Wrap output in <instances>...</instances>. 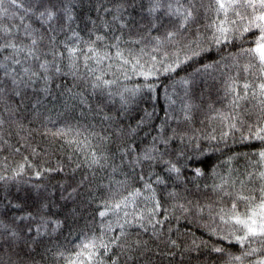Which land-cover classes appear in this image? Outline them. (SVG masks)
<instances>
[{
    "label": "trees",
    "instance_id": "trees-1",
    "mask_svg": "<svg viewBox=\"0 0 264 264\" xmlns=\"http://www.w3.org/2000/svg\"><path fill=\"white\" fill-rule=\"evenodd\" d=\"M196 2L199 6L200 0ZM207 2L204 0L205 4ZM72 6L75 18L70 22L69 30L58 32V40L71 36L72 30L79 33L82 41L95 39V35H105V41L97 44L103 49L104 44H116L114 38L119 36V47L125 56L130 49L138 53L145 44L151 47L149 39L163 35L173 25L163 10L149 14L150 0H72ZM213 18L214 13L205 14L201 10L195 21L182 30L185 43L200 37L207 51L181 65L175 73L159 76L153 81L157 85L156 92L141 93L130 99L127 105L122 106L119 95L110 97L107 92L92 89L90 82L86 85L84 80L72 76L55 77L49 84L50 93L47 96L39 91L44 87L43 81H37L26 90L22 100L6 97L7 102L0 103V118L5 120L0 136L8 141V145L0 150V175L13 176L19 171L18 165L24 162L25 157L31 165H26L15 180L0 181V220L10 222L13 217L24 216L28 212L37 218L31 222H16L21 228L29 223L33 227L32 233H27L25 229L16 243L23 264H63L57 252L64 251L68 255L83 233L100 235L102 224L115 225V215L110 214L105 218L98 215L103 200L108 197L109 188H120L121 194L127 195L128 191H134L137 187L143 188L140 176L153 184L156 198L167 210L158 214L157 218L163 219L167 215L168 219L163 225H155L158 235L153 234L154 229L150 225L147 231L138 227L127 229L129 243L134 245L137 240L141 242L138 249L127 253L132 257L128 264H223V258L212 251L213 247H222L232 255H241L245 250L232 239H221L225 232L211 235L209 228L205 227L211 225L215 228L219 223L210 220L207 205L213 204L216 209L221 206L211 187L205 188V185L219 183L220 178L224 177L236 180L239 187L238 181L244 179L248 171L256 170L250 164L251 160L258 159L253 154L264 147L257 140H242L240 132L230 130L219 119H211L217 111H228L225 107L228 101L223 93L224 77L234 75L236 70L223 67L231 64V60L226 58L241 47L249 46L244 39L221 45L210 43L207 37L212 32L205 26ZM14 22L19 23L18 20ZM153 23L157 27L149 32ZM34 26L39 25L34 23ZM142 37L146 38L139 45L130 42ZM245 39L251 40L253 37L245 34ZM106 50L113 55L116 51L115 48ZM217 61H220L219 65ZM108 63L113 67L106 78L117 79L119 83V87L113 86L111 91L118 92L124 87L144 83L141 77L135 75L125 81L124 74L119 70L120 62ZM64 64H67V60ZM205 64L214 67L205 71ZM197 69L201 71L197 72ZM182 78L188 79L190 84L184 86L175 83ZM57 84L61 87L57 88ZM68 88L72 89V94L66 91ZM81 93L84 103H81ZM166 93L175 100L174 105H170L165 98ZM37 100L40 103L33 107ZM185 103L192 106L187 113ZM9 106L16 109L11 115L5 111ZM145 109L152 116L138 124L145 116ZM186 114L190 115V120H184ZM249 122H255V116ZM58 129L65 130L67 134L62 137L54 135ZM68 129L71 132H67ZM224 132L229 133L227 140L219 139ZM181 135L185 137L183 140ZM209 135L217 136V140L200 138ZM169 136H174V139L167 145L163 144L160 138ZM187 137L194 138L189 142ZM85 138L90 146L81 150L77 142ZM197 144L205 155L200 156L196 152L193 156ZM153 147L159 149L156 153L158 157L166 153L163 155L165 160L176 159L177 153L184 152L185 157L180 158V163H185L188 157H192L193 162L187 169L182 168L180 180L175 174H169L163 164L141 161L133 165L137 156H142ZM16 148L20 151L16 152ZM133 148L135 150L129 152ZM93 151L100 158V165L89 166L88 160ZM196 160L201 163H196ZM193 167H201L205 174L193 179ZM36 171H41V177L35 176ZM158 177L164 180L163 184L155 182ZM121 181L125 182L122 188L117 183ZM36 185L41 187L37 188ZM169 193H176V196H169ZM144 194L148 195L146 192ZM181 204L189 211L184 212L179 208ZM136 207L137 210L145 207L142 198H138ZM199 207H204V211L199 212ZM120 216L123 217V212ZM40 217L50 223L41 227L42 234L37 235L35 229ZM118 234L119 229L113 227L106 238ZM171 240L176 241V245L170 244ZM194 241L197 244L200 241L205 243L197 248L193 245ZM250 246L259 247V244ZM118 253L119 249L114 248L110 255ZM255 258H245L243 264H249V260ZM126 259V256H121L120 264H125Z\"/></svg>",
    "mask_w": 264,
    "mask_h": 264
},
{
    "label": "snow or ice",
    "instance_id": "snow-or-ice-1",
    "mask_svg": "<svg viewBox=\"0 0 264 264\" xmlns=\"http://www.w3.org/2000/svg\"><path fill=\"white\" fill-rule=\"evenodd\" d=\"M150 3L149 14L163 10L164 15L173 21L172 28L161 36L151 37L149 39L151 47L145 44L138 53L130 49L125 56L124 51L119 47L121 40L119 36L114 38L116 44H104L103 49L97 47V44L105 41V35H95V39L82 41L79 33L72 30L71 36H67L62 41L57 39L58 32L63 33L69 30L70 22L75 18L72 0H0V57H2L0 59V103H6V97L22 100L26 90L37 81H43L44 87L39 91L47 96L50 93L49 84L55 77L61 76H72L75 79L84 80L86 85L90 82L92 89L107 92L110 97L119 95L122 106L127 105L130 99H134L141 93H154L157 91V85L153 81L159 76L175 73L181 65L207 51L202 46L200 37L185 43V37L182 34V30L195 21L199 12L203 10L205 14L214 13V18L205 26L212 32L211 36L207 37L210 43L221 45L244 39V42L249 45L241 47L238 52L226 58L231 60V64H225L223 67L236 70L234 75L224 77L223 93L224 99L228 101L225 106L228 111H217L211 119H219L230 130L240 132L242 140H257L264 145V0H208L207 4L204 0H200L199 6L196 0H150ZM105 11L108 10L105 9ZM113 19L115 20L116 17ZM14 20H18L19 23ZM34 23L39 26H34ZM156 27L157 25L153 23L149 32ZM245 34H249L253 39H245ZM145 38L130 42L139 45ZM109 48L116 49L114 55L106 50ZM49 56L51 59H48ZM65 60H67L66 65ZM109 61L120 62L119 70L124 74L125 81L131 80L132 75H135L141 77L144 83L124 87L118 92L111 91L113 86L119 87V83L117 79L106 78L113 67L111 63H108ZM216 64L219 65L220 61ZM203 67L207 71L214 65L205 64ZM200 71L197 69V72ZM175 83L187 86L190 81L182 78ZM56 87L60 88L61 85L57 84ZM66 91L72 94L71 88ZM79 95L81 103H84L83 94ZM165 98L170 105L175 104V100H172L167 93ZM39 103L40 101L37 100L33 107ZM191 107V104L185 103V112H189ZM5 111L11 115L16 109L9 106ZM151 116L152 113L145 109V116L138 124ZM253 116H255V122L250 123ZM105 119H111V117H105ZM190 119V115L184 116V120ZM4 123L5 120L0 118V129ZM67 132H71V129ZM66 134L65 130L58 129L54 135L62 137ZM228 135V132H224L219 139L227 140ZM184 138V135H181V139ZM193 138L187 137L189 142ZM200 138L209 141L217 140L215 135ZM160 139L167 145L174 136ZM72 142L69 141V143ZM77 143L81 150L90 146L87 138ZM6 145L8 141L0 136V150ZM134 150V148L130 149L129 152ZM15 151L19 152L20 149L16 148ZM158 151L159 149L155 147L146 150L142 156L136 157L132 162L133 165L141 161L163 164L169 174H175L177 180H180L182 168L187 169L193 162V158L188 157L185 163H180V158L185 157L184 152L177 153L176 159L165 160L163 155L166 153L158 157L156 155ZM33 152L35 153V149ZM196 152H199L200 156L205 155L199 144L193 149V156ZM253 155L258 159L251 160L250 164L256 170L248 171L245 178L238 181L239 187L236 180L224 177L220 178L219 183L205 185V188L211 187L212 192L218 197V202L221 203L218 209L213 204L207 205L210 220L219 223L215 228L211 225H205V227L209 228L211 235L225 232L221 239H232L245 249L241 255H232L222 247H213L212 251L219 253L223 258V264H243L245 258L254 256L256 258L250 259L249 264H264V147ZM100 162V158L93 151L88 161L89 166L100 165ZM196 163L201 161L196 160ZM26 165L31 167L27 157L18 165L19 171L13 176L0 175V181L15 180L16 176L24 171ZM57 170L59 169L52 171ZM191 170L194 174L193 179L205 174L201 167H193ZM41 175V171L35 172L37 178ZM139 180L143 182V188L137 187L134 191H128L127 195H122L120 188H109L108 197L103 200L102 210L98 215L101 218L110 214L115 215L117 217L115 225L102 224L100 235L94 232L91 235L83 233L79 243L68 255H65L64 251L57 252L56 255L63 264H120L121 256L127 257L125 264H128L132 257L127 256V253L141 246L139 240L135 241L134 245L128 242V228L138 227L147 231V226L150 225L154 229L153 234L158 235L155 225H163L168 216L164 215L163 219H158L157 216L167 210L156 198V189L153 184L145 180L144 176H140ZM155 182L163 184L164 180L158 177ZM117 183L122 188L125 182ZM36 187L41 186L36 185ZM145 192L148 195H145ZM169 196L175 197L176 193H169ZM138 198H142L145 202V207L139 210L136 207ZM13 207L20 206L13 205ZM178 207L184 212L189 211L183 204ZM129 208L132 210L129 211ZM197 210L203 212L204 207H199ZM121 212L123 217L120 216ZM36 219L31 212H28L24 216L13 217L10 222L0 220V264H23L21 254L16 250V243L25 229L27 233H32L33 227L29 223L21 228L16 222L25 220L31 222ZM48 223L50 221L40 217V223L35 229L37 235L42 234L41 227H46ZM56 223L58 225L59 221ZM113 227L119 229V234L106 238V234L111 232ZM204 243L200 241L197 244L194 241L193 245L198 248ZM255 243H258L259 247L250 246ZM171 244L176 245V241H171ZM114 248H118L119 253L113 256L110 254L113 253Z\"/></svg>",
    "mask_w": 264,
    "mask_h": 264
},
{
    "label": "bare ground",
    "instance_id": "bare-ground-1",
    "mask_svg": "<svg viewBox=\"0 0 264 264\" xmlns=\"http://www.w3.org/2000/svg\"><path fill=\"white\" fill-rule=\"evenodd\" d=\"M109 148H110V147H109ZM76 149H77V148H76ZM71 150H72V149H71ZM85 150H86V149H85ZM87 150H88V149H87ZM89 156H90V155H89ZM79 158H80V157H79ZM80 160H81V159H80ZM86 160H87V159H86ZM86 160H85V161H86ZM83 161H84V160H83ZM88 161H89V160H88ZM103 161H104V160H103ZM171 241H172V240H171ZM170 244H171V243H170Z\"/></svg>",
    "mask_w": 264,
    "mask_h": 264
}]
</instances>
